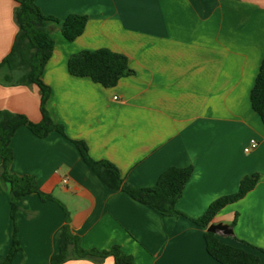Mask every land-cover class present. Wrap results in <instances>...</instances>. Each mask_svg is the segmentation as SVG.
Wrapping results in <instances>:
<instances>
[{"label": "crops", "instance_id": "1", "mask_svg": "<svg viewBox=\"0 0 264 264\" xmlns=\"http://www.w3.org/2000/svg\"><path fill=\"white\" fill-rule=\"evenodd\" d=\"M34 1L46 16L78 14L87 22L73 42L48 26L54 47L41 74L50 88L46 110L67 138L55 131L37 137L21 126L10 141L11 173L32 178L51 197H23L11 264H50L66 220L83 250L117 246L132 264H219L195 220L253 174L259 176L253 189L212 222L232 228L231 236L216 235L220 242L246 248L237 238L264 248V123L249 100L264 59V0ZM15 7L0 0V62L18 33ZM101 48L124 55L132 73L111 88L68 73L72 54ZM0 110L39 123L38 88L0 83ZM252 139L257 147L245 153ZM70 140L83 141L93 160L112 163L133 188L154 187L171 167H191L177 213L162 215L108 189ZM11 244L9 189L0 182V258Z\"/></svg>", "mask_w": 264, "mask_h": 264}, {"label": "trees", "instance_id": "2", "mask_svg": "<svg viewBox=\"0 0 264 264\" xmlns=\"http://www.w3.org/2000/svg\"><path fill=\"white\" fill-rule=\"evenodd\" d=\"M14 1L16 3L14 19L18 26V33L10 52L0 62V83L3 85H35L40 93L41 120L39 123H32L22 114L0 110V182L9 189L12 221L11 249L6 257L0 258V264H11L15 252L19 250L16 212L19 210L23 197L38 193L43 200L51 198L38 192L32 178L11 173L13 154L10 141L12 136L19 127L25 126L37 137H45L55 131L67 138L62 126L56 124L46 110L50 88L41 80V74L54 47L48 26L51 24L57 26L63 38L67 42H73L83 33L87 22L86 16L78 14H70L63 20L46 16L41 13L34 0ZM67 71L74 77L89 78L103 88L115 86L122 77L132 73L124 55L105 48L72 54L67 62ZM249 100L252 110L264 123V59L260 63ZM70 141L78 149L83 161L108 189H121L133 199L155 209L162 215L177 213L175 205L191 175V167H171L159 176L154 187L133 188L123 185L121 175L112 163L93 160L83 141ZM258 178L257 174L245 176L235 193L216 199L195 222L206 229L220 210L240 200L252 190ZM203 237L208 255L219 264L262 263L261 256H264V248L251 246L237 238H234V241L246 248L224 244L215 234L206 230ZM57 240L59 248L50 264H62L78 259L100 263L106 257H112L115 264H132V258L124 255L117 246L103 252L83 250L79 246L77 236L70 231L67 220L58 232Z\"/></svg>", "mask_w": 264, "mask_h": 264}, {"label": "water", "instance_id": "3", "mask_svg": "<svg viewBox=\"0 0 264 264\" xmlns=\"http://www.w3.org/2000/svg\"><path fill=\"white\" fill-rule=\"evenodd\" d=\"M206 231L220 236H231L233 234L232 228L228 224H223L221 222H212L208 225Z\"/></svg>", "mask_w": 264, "mask_h": 264}, {"label": "built area", "instance_id": "4", "mask_svg": "<svg viewBox=\"0 0 264 264\" xmlns=\"http://www.w3.org/2000/svg\"><path fill=\"white\" fill-rule=\"evenodd\" d=\"M257 147V141L252 139L250 140V142L248 143V145L244 148V152L248 153L251 150L255 149Z\"/></svg>", "mask_w": 264, "mask_h": 264}]
</instances>
